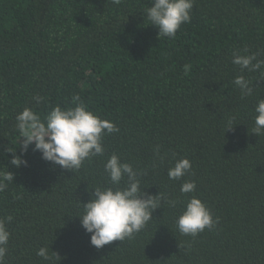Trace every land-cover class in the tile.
Segmentation results:
<instances>
[{
  "label": "trees",
  "instance_id": "16d2710c",
  "mask_svg": "<svg viewBox=\"0 0 264 264\" xmlns=\"http://www.w3.org/2000/svg\"><path fill=\"white\" fill-rule=\"evenodd\" d=\"M151 6L0 0V172L14 177L0 191V218L12 217L5 264H50L36 255L41 247L58 254L54 264H264V135L252 133L264 76L232 63L233 52H264V0H194L190 22L160 39L144 13ZM238 75L251 96L233 83ZM75 94L119 128L103 137V156L71 172L30 146L27 166H13L7 149L20 155L23 144L17 114L27 107L43 117L74 106ZM113 153L141 173L146 193L176 206L162 201L139 233L97 249L77 216L95 187L108 186ZM179 158L191 173L170 180ZM184 181L196 191L181 194ZM192 195L218 219L195 238L175 224Z\"/></svg>",
  "mask_w": 264,
  "mask_h": 264
},
{
  "label": "clouds",
  "instance_id": "9594fccd",
  "mask_svg": "<svg viewBox=\"0 0 264 264\" xmlns=\"http://www.w3.org/2000/svg\"><path fill=\"white\" fill-rule=\"evenodd\" d=\"M119 5L121 0H112ZM194 0H152V6L144 10L150 25L158 29V38H174L182 24L189 23L190 13ZM264 52L257 51L248 54L233 52L232 63L239 66L241 72L260 71L264 76ZM188 71V66H185ZM233 83L239 87L242 96H251L253 87L251 81L244 75H238ZM37 104L42 97L35 96ZM72 105L69 107L55 106L45 116L41 117L31 108H24L16 116V131L21 134L23 144L21 154L13 153L11 164L17 168L27 166L23 156L32 146L33 151H39L41 158L46 162L58 165L69 171L79 170L85 160L103 156L104 147L102 139L105 135L119 132V128L107 119H101L90 111L79 94L72 96ZM254 127L252 133L256 136L264 135V99H260L255 107ZM233 119H229L226 131L233 128ZM155 155H160V146L155 148ZM191 162L187 158L176 159L174 165L168 169L170 180H181L191 173ZM104 172L108 177V186L94 188L91 199L82 204V213L78 215L81 226L90 234V243L97 249L112 243L130 239L139 233L145 225L152 220V213L161 208V202H167L175 207L176 200L169 199L164 193L156 195L146 193L141 188V173L137 172L131 163L123 162L121 157L113 153L104 164ZM13 174L0 172V191L8 183L13 182ZM123 182V183H122ZM196 191L195 181H184L180 186L181 194H190ZM12 217L0 218V264H5L7 245L10 233L7 222ZM218 223L211 211L201 199L192 195L187 199L181 214L177 217L176 228L182 235L195 238L206 228L212 229ZM36 255L44 261L54 264L53 256L59 259L57 253H49V249L41 247Z\"/></svg>",
  "mask_w": 264,
  "mask_h": 264
}]
</instances>
